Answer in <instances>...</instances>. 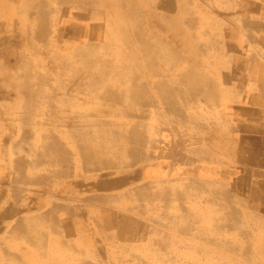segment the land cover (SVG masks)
I'll return each instance as SVG.
<instances>
[{
  "label": "rangeland",
  "instance_id": "obj_1",
  "mask_svg": "<svg viewBox=\"0 0 264 264\" xmlns=\"http://www.w3.org/2000/svg\"><path fill=\"white\" fill-rule=\"evenodd\" d=\"M135 1L136 4L139 2ZM221 1L219 5L218 0H189L188 9L193 19H199L200 25L193 22L191 28L196 36L205 27L203 23L213 16L222 32L218 40L225 62L215 58L208 65L207 60H201L199 55L193 53L192 43L182 37V33L186 34L188 29L175 28L167 20L158 21L150 15L138 18L136 24L140 28L135 26L134 20L122 14L116 21H109V26L117 30L109 33V27L102 29V32L107 29L103 37L109 43L108 50L113 48L112 52L105 51L102 55L108 61L118 56L123 59V56L134 52L140 63L135 71L139 73L143 70L139 38L135 36L137 27L149 36L155 47L158 48L161 39L166 51L173 47L184 64L189 61L190 66L207 72L206 75L217 83L220 96L215 101L203 97L187 99L183 92H174L176 109L184 115V121L179 112L162 105L160 94L153 87V79L171 78L179 72L166 69L165 64L159 61L156 64L157 76L146 75L145 80L143 77L138 80L145 84L153 101L152 106L133 104L130 107V111L140 118L124 117L128 111L125 104L117 107L93 106L100 115L112 118L109 120L111 127L138 126L140 122L148 126L155 124L154 128L143 129L155 143L154 147H147L151 157L117 171L115 178L119 177L122 182L115 184L113 202H109L113 210H109L112 213L107 218L115 226L109 225L107 231L95 235L97 243L94 241L95 244H91L89 256L93 264H264V0ZM119 10H123V7ZM155 10L156 15L180 17L176 0L172 9ZM240 24H243L242 28ZM120 27L131 34L133 48L130 51L116 37ZM86 38L80 40L87 44ZM46 44V48L55 50L59 58L63 57L60 46L56 49L53 43L48 41ZM101 45L105 50V45ZM38 46L45 44L39 43ZM11 49L17 51L19 58L27 57V64L35 66L38 74L44 71V65H51L46 55L35 51L30 42L22 41L16 49ZM65 54L70 63L68 74L71 76L74 68L71 64L76 65L75 54L70 51ZM94 54L89 56L95 58ZM11 61L14 63L13 57ZM108 82L103 79V84ZM122 87L117 89L125 92L126 85ZM93 101L96 102V99ZM71 109L76 110L77 107ZM107 124L100 122L99 127H106ZM167 141L170 142L166 144ZM146 167L151 169L145 172ZM14 192L16 190L10 197L9 189L5 191L6 201L18 197V194L14 196ZM4 220L0 218L1 231L7 230L17 219L7 224ZM167 221H170L169 224ZM5 235L2 232L0 238ZM6 241L9 240L5 239V247ZM94 245L97 247L94 248ZM13 252L26 258L33 251L19 249ZM52 253L55 256L50 260L51 264L67 262L61 255L64 251ZM85 259L83 257V261ZM4 263L1 256L0 264ZM74 264L80 263L77 261Z\"/></svg>",
  "mask_w": 264,
  "mask_h": 264
},
{
  "label": "bare ground",
  "instance_id": "obj_2",
  "mask_svg": "<svg viewBox=\"0 0 264 264\" xmlns=\"http://www.w3.org/2000/svg\"><path fill=\"white\" fill-rule=\"evenodd\" d=\"M173 2H175V0H139L137 4L135 0H0V39L4 40L5 37H14L13 45L16 47L19 46V43L22 41L30 42L35 48V51L39 53L42 52L41 54L44 56L46 55V58L48 59L47 61L51 63V65L44 66L55 67L57 71H61L63 73L62 75L60 73V76L57 75L58 77L56 76V78H52L54 76H52L50 73L38 74L35 71L36 69H33L35 66L32 68L27 64V57L19 58V56H17V51H15L14 53H16L17 58L15 59L12 66L16 67L18 71H13L14 73L11 74L10 79L8 78L9 75L6 73V71L10 72L12 70H9L7 66H5V63L0 62V77L2 75L5 78L7 81L5 84H12L17 88V94L20 98L18 108L31 117L29 120L37 117L35 114L38 113V110L41 109L43 105L47 104V109H51L57 104L64 103V105L69 108L72 103L76 102V98H80L81 95H87L88 97H91L93 93L98 94L96 97H94L98 107H117L118 105L125 104L128 107V111H126L123 116L130 119H136L140 117H137L130 111V107L133 104H137L138 106L143 105L145 107L153 105L152 98L146 91L147 88L145 87V84L138 82V80L141 79V77H143V80H145L146 75L157 76L159 72L156 68V64L160 61V63L165 64L166 69H175L179 70V72L174 74L171 78L157 77L153 79V87L157 89L158 93L160 94L162 105L166 108H169L170 110L179 112L181 119L185 121L184 115L178 109H176L177 102L174 97V92H183L187 99H199L203 97L209 100H217L220 96L217 83L206 75L207 72L202 71L201 68H198L197 66H190L189 61H186L184 64V62L181 61V56L179 55L178 51L173 47L172 49L170 48L166 51V46H163L161 39L158 41V48L155 47V45L151 43L149 36L145 33H142V31H140L137 27H135V36L139 38V48L142 54L143 70L141 72L138 73V71H135L136 67H139L140 63L136 60V55L134 52L132 55L130 53L129 55L123 56V59L121 56L115 58L117 60L113 58L112 61H108L102 56L105 51H113V48L108 50L109 43L103 37L107 29L102 32V29L106 26L109 27V33L111 30H117L116 28H111L109 26V21H116L122 17V14H124L128 19H131V21L134 20L136 24L139 17L144 18V16L147 17V15H150L153 19L158 21L167 20L169 24L175 28L184 27L185 29H188L186 30V34L182 33V37H185L189 43H192L191 47L193 53L199 55L201 60H207L208 65H210L209 62H213L215 58L221 59L222 62H225L224 60L226 59L223 56V52L221 50V42L218 40V37L222 34V32L216 26V21L213 20V16L208 18V22L203 23L205 27L202 29V31H200V34L196 36L192 33L191 28H193V22H197L196 24L198 25L200 24L198 21L199 19H197V21L193 19L192 13L188 9L189 0H176L179 7L180 17L174 16L170 18L163 16L162 14L156 15L155 9H172ZM218 4H222V1L218 0ZM120 7H123V10L120 11ZM217 13L219 14V11ZM184 14L189 15L185 16ZM237 24L239 25V23ZM135 26L138 25L136 24ZM242 27L243 24H240V28ZM97 36H99V38H97ZM85 37H87L86 41L89 42L87 44L84 40H80V38ZM116 37L120 38L119 40L125 45L126 49L129 51L132 50L133 46L130 39V33L121 28L120 31L118 30V35ZM196 40L201 41L202 43L199 44L196 42ZM48 41L49 43L56 45V49H59L60 46V50L63 51L61 56L63 57L59 58V56L55 53V50H50L48 47L46 48V43ZM94 41H98L99 43H95ZM39 43H43L45 46H38ZM93 44L95 47H93ZM101 44L105 45V50ZM28 47L30 48V46ZM100 47H102L103 50ZM68 51L75 54V63L77 65V67H75L76 65L72 66L71 64V67H74L72 68L73 73H70L71 76L68 74L70 63L67 60L65 54ZM46 52L47 54H45ZM93 53H95L93 56L95 58L89 56ZM119 53L117 55H119ZM32 62L30 63L31 65ZM132 67L134 69H132ZM64 76H66V78H64ZM104 78L109 82L103 84ZM111 82L112 85L110 84ZM32 83H34L32 85L34 89L31 87ZM124 85L127 87L125 92H121L117 89V87L120 88ZM43 87L47 89V93L48 91H50V93L43 96V91H40V89ZM59 87L64 88L63 94H61V96H57L53 93L56 92L55 89H58ZM77 107L81 108L82 106ZM42 110L43 109L40 111ZM56 113L58 112L56 111ZM66 114L68 115V121L66 122V125L62 126L67 127V139L71 143L72 147L77 148V150L75 149V152H77L81 163L88 165L96 164L100 170L108 169L110 170V173L114 171L116 176L117 171L120 169L130 167L143 160L146 161V159L151 157V154H149L147 151V147L150 145L152 148L154 147L155 143L150 140L148 134H146L143 129H146V127H149L150 129L154 128L153 126H155V124L148 126L144 124V122H140L138 123V126L132 125L122 128H117L115 125L114 127H111L110 124L109 127H99L98 133L100 134V141L97 144L96 149L95 147L92 148L91 141H88L87 145L83 143L84 134H82L80 128L83 125V118L89 117L90 119V115L92 113L88 112L83 115H87V117H82L80 112L76 111H67ZM22 116L23 115L18 116L20 120H22V123L20 124V139L10 148L11 154L7 158V161H4V164L9 167L5 174L7 177H9V181L12 183V185L23 183L27 186L34 184L42 186L48 183L47 180L49 179L50 173H55V170H52V168L55 167L52 166H58L59 164L66 165L70 163L69 152L65 148H61L60 140L57 139L53 134L35 146V137H31L27 131V124H25V122L28 123L29 120H24ZM99 118L101 120L100 115ZM102 134H107L110 137L108 143L102 139ZM170 141L172 142V140ZM170 141H167L166 144H168ZM172 144L173 146L175 145L173 142ZM17 148L19 149L18 153L15 151ZM5 154L6 152L4 155ZM57 155L60 156L58 157ZM150 169H147L146 167L144 168V171L146 172ZM74 172H77V170L73 169V173ZM63 173L65 175L70 174L67 171H64ZM107 176L108 174L99 175V180L102 183H105V185L106 182L108 185H115L116 183L122 182L120 178H109L107 181L104 178ZM99 186L101 187V185ZM9 191L11 192L10 197H12L14 189L10 188ZM16 194L17 193L14 192V196ZM143 195L145 198V194ZM155 195H157V193ZM151 198L152 200L154 199L153 197ZM163 199L164 198L162 197L161 200ZM97 200L101 199L97 197ZM104 200L106 199H103L102 201ZM174 202H176V200ZM139 206L142 205L140 204ZM109 210L112 211L111 209ZM138 210L139 209H137V211ZM16 219L17 220L14 223H11L8 226L7 230L2 231L4 234H6L5 237L0 238V254L5 262L4 264H31V262L33 264H47V259L49 256L44 257V255L49 254L50 251H44V254L43 248L45 245H47V241L49 240L50 236L54 234H44L40 233L37 228H29V220L26 219L25 216H20V218L18 217ZM154 219L156 220V218ZM166 219L169 220L168 218ZM30 220L33 224L36 222V225L39 226L40 222L45 220L44 214L38 215L36 218H32ZM173 220L174 219H172V221ZM169 222L167 224H169ZM114 224L115 223H113V225ZM159 224L161 223L159 222ZM180 225L179 227H181ZM57 235L58 234H55L53 236L51 242L54 241ZM6 238L9 240V243L12 241H17L23 243L26 246L37 248L36 251H38H33L30 257H22L18 253L16 254L13 252L15 249L8 250L7 247L3 245ZM60 241L63 245V241ZM230 243L231 242H229V244ZM15 245L17 244H14V246ZM49 246L51 248L52 244ZM124 247H127V245L125 246L124 244ZM228 248L231 250L229 245ZM36 253H38L40 259H36V256H33V254ZM49 264H51V262H49Z\"/></svg>",
  "mask_w": 264,
  "mask_h": 264
},
{
  "label": "crops",
  "instance_id": "obj_3",
  "mask_svg": "<svg viewBox=\"0 0 264 264\" xmlns=\"http://www.w3.org/2000/svg\"><path fill=\"white\" fill-rule=\"evenodd\" d=\"M11 43H14V40L9 37H5L4 40L0 39V62L5 63V66H7L9 70H12L10 72L6 71V73L9 75L8 78L10 79L11 74H13L15 71H18L16 67L12 66L13 62L11 61V57H13L15 60L17 56L16 53H14L15 50L11 49H16V46ZM40 73H50L52 74V76H54L52 78H56L57 75L60 76V73L61 75L63 74L61 71H57L55 67H44V71ZM64 78H66V76H64ZM5 83H7V81L1 75L0 218H5L4 222L5 224H7V222H11L18 217L20 218V216H25V218L29 220V228H37L40 233L44 234H58L53 242H51V240L54 235H51L49 240L47 241V245H45L43 248V252L50 251L49 254L44 255V257L49 256L47 259V264H49L50 260L55 256L53 255L54 253H52V251H58V253H60V251H64V253L61 255L66 258L67 262L65 264H74V262L76 263L77 261L80 264H93V262L91 261V257L89 256L91 244L94 241L95 243H97L95 235H98L100 232L103 233L107 231L106 228L109 225L113 226L114 223H109L107 221V218L112 213L109 211V202H113L114 195L112 196L110 195V193L113 194L115 185H108L107 182L105 185V183H102L99 180V175L108 174L107 177H104L108 181L109 178L115 179V173L114 171L110 173V170L108 169L100 170L96 164L88 165L81 163L77 152H75L77 148L72 147L71 143L67 139L68 129L67 127L62 125H66V122L68 121V115L66 114L67 111L80 112V115L82 117H87V115H83L91 112L92 114L90 115V119L89 117L83 118V125L80 128L82 134H84L83 143L87 145V142L91 141L92 148H96L97 144L100 141V134L98 133L99 122L108 123L106 127H109V120H111L112 118L100 115L96 108L93 107L97 105L93 100H95L94 97L98 95L93 93L91 97H88L87 95H81L80 98H76V102L72 103L69 108L65 106L64 103L53 106L54 109L53 107L51 109H47V104L43 105V107L41 108L43 110L40 111L41 109H39L38 113L35 114V116L37 117L29 120L31 117L18 108L20 98L17 94V88L12 84L8 85ZM33 84L34 83L31 84V87ZM46 90L47 89L45 87L40 89V91H43V96L50 93V91H48L47 93ZM55 90L56 92L53 93L57 96H61V94H63L64 88L59 87ZM74 106L82 107H77L76 110L71 109V107ZM56 111L58 113H56ZM19 115H23L22 118H24V120H29V124L26 122L25 124H27V131L29 132L31 137H35V146H37L40 142L53 134L57 139L60 140L61 148H65L69 152L70 163L66 165L59 164L58 166H52L55 167L52 168L53 171L55 170V173H50L49 179L47 180L48 183L42 186H38L35 184L26 186L17 183L15 186L11 187L12 183L9 181V178L5 174L6 170L9 167L4 164V161H7V158L11 154L10 148L15 144V142L19 141L21 135L20 124L22 123V120H20V118L18 117ZM99 115L101 116V120L99 118ZM101 137L102 139L107 141V143L109 142L110 137L107 134H102ZM15 151L18 153L19 149L17 148ZM5 152L6 154L4 155ZM57 156L59 157L60 155ZM73 169L77 170V172L73 173ZM64 171H67L70 174L65 175L63 173ZM99 185H101V187ZM10 188L16 190L18 197L6 201L7 198L4 196V193L7 189ZM97 197L101 200H97ZM103 199L106 200L102 201ZM111 210H113L112 205ZM42 214H44L45 220H42L39 226L36 225V222L33 224L30 219L36 218L38 215ZM52 215H54L55 218ZM0 228L3 229L1 226ZM1 229L0 234H2L3 231H1ZM60 240L63 241V245ZM14 244L17 245L14 246ZM50 244H52L51 248L49 246ZM6 245L8 250L27 249L36 251L37 249L31 246H26L23 243L17 241H12L11 243L6 241ZM96 247L97 246L94 245V248ZM85 251H88V253H86ZM33 256H36V259H40L38 253L33 254ZM83 257H86V259L82 262ZM72 258L74 259V261H71Z\"/></svg>",
  "mask_w": 264,
  "mask_h": 264
}]
</instances>
